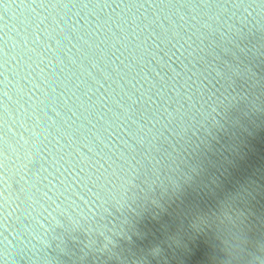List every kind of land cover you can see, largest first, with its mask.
Wrapping results in <instances>:
<instances>
[{"label": "water", "instance_id": "water-1", "mask_svg": "<svg viewBox=\"0 0 264 264\" xmlns=\"http://www.w3.org/2000/svg\"><path fill=\"white\" fill-rule=\"evenodd\" d=\"M0 264H264V0H0Z\"/></svg>", "mask_w": 264, "mask_h": 264}]
</instances>
